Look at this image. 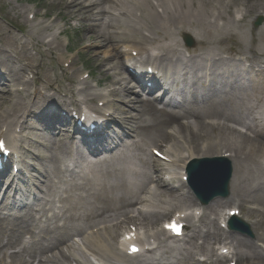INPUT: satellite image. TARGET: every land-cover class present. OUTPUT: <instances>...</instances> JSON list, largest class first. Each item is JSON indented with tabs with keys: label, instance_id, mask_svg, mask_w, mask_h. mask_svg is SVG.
<instances>
[{
	"label": "bare ground",
	"instance_id": "obj_1",
	"mask_svg": "<svg viewBox=\"0 0 264 264\" xmlns=\"http://www.w3.org/2000/svg\"><path fill=\"white\" fill-rule=\"evenodd\" d=\"M57 3L63 9L58 14L47 9L46 0L37 3V7L45 12H35L34 19H55L29 26L32 30L28 31L27 38L31 43L23 42L15 34L16 31L25 34L18 21L10 22L12 28L0 24V81L15 87L14 92L0 93V107L11 104L10 99L15 96L12 111L0 112V123L3 124L0 135H7L11 142V134L15 131H12L14 121L9 116L13 114L16 118L19 112L24 113L19 122L20 142L24 143L19 152L21 163L29 169L26 158L30 156L40 162V168L34 170L35 178L37 183L44 182L45 189L42 191L44 196L38 194L40 200L35 213L33 207L26 206L20 214L0 220V264H73L77 261L70 253L74 244L69 246V240L73 236L82 237L83 246L100 257L98 263L153 264L158 251H163L177 252L183 264H217L225 257L214 251L213 245L225 239L231 241L230 246L236 250L233 259L248 263L259 259L264 264V256L254 248L252 241L230 230L225 231L216 219L211 221L208 217L218 216V211L225 205H233L229 211L238 209L248 213L264 209V124L252 126L245 118L249 87L264 93V50L258 47L255 39L247 54L232 47L235 42L241 48L247 45L245 34L251 32L246 28L249 18L264 16V0H53V4L57 6ZM238 13L241 14L239 19ZM28 14L25 7L16 9V15L26 21V26L31 23ZM0 15L6 21L8 15ZM100 19L99 25L96 21ZM61 20L80 23V26L71 27L72 31L80 33L79 44L93 42L83 56L100 74L97 86L110 88L106 94L93 91L90 83L83 81L81 87L75 89L91 103L99 96L104 97L101 100L121 104L119 109L112 107L107 108L108 111L90 108L101 113L103 118L106 113V123L98 122L96 128L89 131L77 127L70 135L64 129H59L58 134L50 131L66 118L64 114L54 113L56 108L65 106L63 90L57 89L55 83L67 87L65 78L56 73L57 68L45 67L44 59L48 54L41 51L48 47V53L59 56L64 63L68 59L72 66L77 63V58L64 56L67 50H63L64 45L59 41L67 30L60 28L46 37L47 32L57 27L55 22ZM236 26L239 33L233 31ZM257 33L259 37L264 35V31ZM234 35L237 36L235 40ZM183 36L194 39L198 46L187 50L189 56L182 49L187 47L185 39L180 38ZM116 43L139 52L155 44L150 51L154 56L149 57L153 60L139 65L120 60V54L114 51H101ZM30 44H33L35 55L31 53ZM95 47L99 51L93 50ZM134 49L131 53L136 51ZM239 55L245 57L241 59ZM77 72L73 71L68 77V72L64 71L63 75L67 80L79 79L74 78ZM49 74L55 76L54 80L50 81ZM146 77L157 81L149 90L150 80ZM154 89L156 92L153 93ZM0 90L4 89L0 87ZM125 99H130V106H123ZM117 124L121 131L113 135L114 131L109 129ZM4 125L8 126L6 135ZM82 126H90V123L83 122ZM169 142L173 146L168 147L164 155L171 158L174 166H181L183 172H188L190 167L195 170L193 164L204 159L200 178L205 180L212 173L217 176L211 180V189L222 182L228 168L227 162H213L212 158L229 154L233 176L228 195L219 197L228 198L226 202L216 199L201 204L189 191L190 185L182 180L186 174L179 178L176 173H166V165L159 162L155 168L154 162L139 157V167L130 160L132 149ZM187 148L189 151L184 152ZM188 163H191L189 168ZM210 164L216 166L212 172H209ZM157 171L169 178H156ZM64 173L69 174V185L73 190L66 192L69 194L65 200L59 198L53 202V198L56 200L53 197L57 191L56 181ZM29 182L36 183L32 179ZM152 184L153 190L150 189ZM31 194L27 187L24 192L18 190L14 199L23 202L26 197L31 198ZM55 204H63L64 222L54 227L46 216L53 213V220H59L54 211ZM251 204L255 207H249ZM136 205L143 209H137ZM190 208L203 209L197 221H194L196 214H183V209L188 211ZM175 211H182L176 221L158 229L161 220ZM172 223H185L183 243L176 246L167 244L169 240L176 241L167 232H173L168 230ZM41 225L46 226L42 228L45 235L37 240L36 230ZM102 225L105 226L101 232L103 239L97 231L89 235L91 241L87 240L84 234ZM128 225L144 232L137 236V242L144 250L149 245L144 261L138 255H129L128 246L124 249L123 245L118 248L113 244L120 230ZM25 236H29V241ZM198 254L208 259L199 262L196 260Z\"/></svg>",
	"mask_w": 264,
	"mask_h": 264
},
{
	"label": "rangeland",
	"instance_id": "obj_2",
	"mask_svg": "<svg viewBox=\"0 0 264 264\" xmlns=\"http://www.w3.org/2000/svg\"><path fill=\"white\" fill-rule=\"evenodd\" d=\"M48 2V6L47 9H51V10H55L57 12V14L61 11H63V9H61V7L57 6L56 4H53V0H46ZM39 2V0H37L36 2H29V0H0V13H6L8 15V17H4L6 21L1 19V15H0V24L4 27H9L12 28V26L10 25V22H12V20L18 21L19 25H20V30H25V34H21L19 32L16 31L15 34L18 35V38L22 39L23 42L26 43H31L28 38H27V34L28 31L32 30L30 27L31 26H36L37 24H39L42 21H46V22H51L53 21L55 18L53 19H49V20H43V19H34V13L35 12H42V14L45 12V10H42L40 8L37 7V3ZM27 8L29 10V16H30V22L27 23L28 26L25 25L26 21L24 19H22L20 16L16 15V9L19 8ZM66 13V12H65ZM237 19H239L241 17V14L238 13V15H236ZM262 19V23L260 26H256L257 22ZM96 23H98L99 25L101 24V19L96 21ZM55 24L57 25V27H53V30L51 32H47L46 33V37L50 34V33H56L58 29L62 28L63 30H67V32L65 33L64 37H61L59 39L60 42H62V44L64 45V49L63 50H67V52L65 53V57L70 56L73 58V60H76L77 58V63H75L74 66L70 65L69 67H66V65H68L69 62H71L70 59H68L67 63H64L65 61L60 60L59 56L48 53V47H43V49H41L42 52L47 53L48 56L44 59V64L45 67L47 69L49 68H57L56 73L58 74L59 77H64L65 78V86L67 87V89H65L63 87V85L60 82L55 83V87L57 89H61L63 90L62 92V99L65 101V106L64 108H57L55 109V111L58 114H61L63 112V110L66 111V114H69V116H71L73 113L69 112V110H74L76 109L77 111H81L82 109H86V108H92V107H99L101 109H104L106 106L104 104V101H101V103H99V100H95L93 103L88 102L87 100H85L82 97L83 93L80 92H76L75 88H79V84L78 80L80 78V76H84L85 75V81H88L91 85V87L93 88V91H97V92H102V93H107V91L110 89L107 86H98L97 87V82L100 80V74L97 73V70L95 68L94 65H92L91 62H88L86 60V58L83 56V53H85L87 50V47L93 44V42H89L86 41L85 43H83L82 45L79 44L78 40H79V36L80 33L76 32V31H72L71 27H75V26H80V23L78 21H71L68 22L66 20H61V21H56ZM30 26V27H29ZM246 28H250L251 32L248 31L245 34V38H247L248 43L245 47H239L238 43H232V47L234 48V50L238 51V50H244L245 53L247 54L248 50L250 49V47L252 46V41L253 39H255L256 44L258 45V47L261 50H264V35L261 37L258 36L257 32H262L264 31V16H253L252 18H249V24ZM233 31L235 33H239L238 27H234ZM66 36L69 38L67 39ZM156 37V36H155ZM236 35L233 36V39H236ZM180 38H188V37H180ZM179 38V39H180ZM190 38V37H189ZM193 42V46L192 47H183V51L184 54L186 56H188V51L187 50H192V49H196L198 46L196 44V42L194 41V39H192ZM70 41V42H69ZM70 43V44H69ZM119 45H114V46H106L105 48L101 49V51H114L115 53H119L120 54V60L123 59L124 55L127 54V50L130 49V47L124 48L125 44L122 43H118ZM155 45V44H152ZM152 45H148L146 47L149 48L150 50H152V48H154V46ZM250 46V47H249ZM255 48V47H254ZM30 49H31V53L32 55L36 54V51L33 50V44H30ZM93 50L99 51L98 47L93 48ZM201 51V50H199ZM138 54H134L133 56H127L126 59H128V57H131L133 59H139L141 57H145L148 59V53L146 54V52L141 53V52H137ZM227 56V55H224ZM240 58L243 59L245 57L242 55ZM41 56H38V58H40ZM259 67H256V70H258ZM264 69V68H263ZM67 71L68 72V77H71L70 75L72 74L73 71H80L79 73L77 72L74 75V78H79V79H70L67 80V78L63 75V72ZM88 74H90V77H88ZM49 76L51 77L50 81L54 80L55 76L53 74H49ZM0 87L4 90H0L1 94H7L10 93V91L14 90L15 87H9L4 83V80L0 81ZM75 89V90H74ZM5 90H8L7 92H4ZM74 90V91H72ZM72 91V92H70ZM76 93L77 96L76 97H70L71 93ZM248 93H250V96L248 97L247 100V104L245 107V118L248 124L255 126L257 125L258 127L264 124V93L259 92V91H254L253 89H251L249 87ZM99 97V96H98ZM13 98L15 99V96L11 97V101L12 103H7L4 105H1L0 107V112L3 111H8L11 112L13 109ZM102 98V97H99ZM130 99H125L123 106H130ZM117 102L113 101V102H109L108 106L106 108H110L112 109V107H117L119 109L120 105L118 104L117 106ZM76 105H80L79 108L76 107ZM43 111V110H42ZM43 113V112H42ZM24 113L23 112H19V115L14 118L13 114L9 117H11V119L14 121V126L12 131H15V133H12L11 135L13 136L12 139H14L13 141H11L12 146L17 150V153L20 152V148L24 145V143H20L19 139L21 137V130L19 129L20 127V118H24ZM107 117L106 113H105V118ZM25 119L29 120L28 116H25ZM5 120V119H4ZM210 122V121H208ZM42 124V123H41ZM0 125L2 126L3 124L0 123ZM43 126H45L46 124H42ZM5 127H8L7 125H4ZM18 126V127H17ZM67 128H62V127H58V125L56 127H54V131L50 130L52 133H59V129H64L65 133H69L70 131H72V129L70 128L72 126V124L66 123ZM240 130L246 132L245 129L243 128H239ZM109 131H114L113 135L116 134V131H121L120 126L117 125H113ZM108 131V134H110V132ZM170 132H172L173 130H169ZM184 132V131H182ZM19 138V139H18ZM17 139V140H16ZM167 147L165 148V150H167L168 147L173 146L172 142H169L168 144H166ZM162 145H150V146H143L142 148L138 149H132L131 152L129 153L131 155L130 160L133 164L141 167V163L139 162L138 158H143L148 160L150 163H153L154 161H159L153 154L152 150L155 148H159ZM161 150V149H158ZM185 151H189V148H187ZM36 155V154H35ZM184 155H187V153H185ZM20 156V153H19ZM29 158H31V161L29 160ZM20 161H21V157H20ZM26 161L30 163V168L28 169L26 166L21 165V167L24 169V173L21 176V180L20 181H25L23 182V185L25 186H21L19 185V187H22L21 190L24 192L25 190L31 191V201H29L30 199L27 200V198H30L29 196L26 197V199L22 202L21 200H17L11 204H13L14 206H21L20 208L14 207L13 209L10 207V205L7 207V209H3L5 208V206L8 204L6 199H3V196H5V194L8 193V191L6 192V190H2L0 189V210L3 211L2 214H0V220H4V219H8L10 216H14L16 214H20L25 208L26 206H31L33 207L34 213L37 211L36 209H38L37 203L39 202L40 198L38 197V194L41 196H44V193H42V191H45L44 187V182L42 181L41 183H37L36 182V178L35 175L37 176V174L35 173V169L40 168V162L33 156H30L28 158H26ZM160 162V161H159ZM227 162H231L229 161V159L227 160ZM167 166H164V168L166 169V173H180L181 169L180 167H176V166H172L171 164H166ZM154 166L156 168V164L154 162ZM160 171H157V173H155V177H163V173H159ZM159 174V175H158ZM61 176V177H60ZM58 180L56 181L57 184V191H55L53 193V197H56V199L58 198H62V199H66V195L65 193L69 190H73L69 183L70 181L66 178H64L62 175H60ZM32 179V181L36 182V183H30L29 181ZM28 183V185H26ZM18 187V186H17ZM15 186H13L12 191L10 192V194H12V192H15V189L17 188ZM150 188L153 189L154 185H150ZM10 196V195H9ZM220 199L223 202H226L228 200V198L222 199V198H217ZM216 200V199H214ZM213 200V201H214ZM56 200H54L53 198V202H55ZM18 202V203H16ZM212 202V201H211ZM210 202V203H211ZM4 204V207L1 205ZM233 205H225L223 206L222 209H220L218 211V216H216V214L213 215H208V217H210L211 221L215 220L218 222V226H220V222L223 220H221V217H226V215H228V210L230 209V207ZM249 207H255V205L251 204L249 205ZM62 208V204H55L54 205V211L59 213L60 210ZM137 209H143V206H139L136 205ZM235 208V207H232ZM260 208V206H259ZM264 208V205H263ZM197 208H190V210H195ZM47 210H49V207H47ZM178 210H182V209H178ZM188 210V209H187ZM203 211V209H201ZM183 211L185 212V209H183ZM239 211V210H237ZM241 211V213H240ZM239 211V217L241 218L240 220H242L243 222L247 223L253 234L251 235H247L246 233L242 234L240 232H235L237 233L240 237L244 238V239H248L250 241L253 242L254 244V248L264 256V209L263 210H258L257 213H248L246 211L240 210ZM178 212H182V211H175L174 214L171 216H169L168 218H165L163 220H161L160 224L158 225V229H162L163 227V223L165 222V220H168L170 218H172L175 214H177ZM45 215L46 213L43 214V219L45 220ZM46 218L48 220L51 221V223L53 224V226L55 227L57 224L61 225L62 221L64 218H62V214H60L59 220L57 222H55L53 220V213H49ZM129 226V225H128ZM128 226H125L122 230H120L119 232V237H121V235L123 234L124 231H126V229L128 228ZM46 227L45 225H41L40 228H37L36 230V234H37V240L39 239L38 237L42 236L44 237L45 233L42 232V228ZM99 227L101 226H97V230L99 229ZM95 228V227H94ZM90 230H93V228H91ZM228 232V231H227ZM234 232V231H231ZM44 233V234H42ZM188 235V234H187ZM263 237V238H262ZM118 239H116L118 241ZM25 240L29 241V236H25ZM92 240V239H91ZM115 240V241H116ZM115 241H113V244L115 243ZM117 241L115 243V245L117 246ZM73 243V238L69 240V246L72 245ZM179 243H183L182 239L180 240H173V241H169L167 244H170V246H176V244ZM231 241L228 240H222L220 243H216L213 245V249L214 251H216L218 254H223V251H221V249L225 246H227V250L231 249L232 246H230ZM64 248H66V245L64 246ZM233 249V250H232ZM230 250V253H232L233 251H236L233 247ZM56 250V249H55ZM54 250V251H55ZM225 251V250H224ZM14 253V252H12ZM58 253V252H56ZM70 253L72 254V256L75 257L77 261H73V264H99L96 262V259H98V256L96 254H93L92 252H86L85 249H81L78 245H76L75 248H71ZM183 254H185V252H182ZM51 255V254H50ZM146 256V255H145ZM145 256L140 257V260L144 261L145 260ZM233 256V255H232ZM232 256L229 255V258H225L222 262L217 263V264H228L231 261H235L236 264H263L259 259L255 260L254 263L250 262L248 263V261H239L238 259L234 258L232 259ZM60 257V256H59ZM157 259L153 262V264H183V260L182 257L177 253V252H172V253H164L163 251H158V255L156 257ZM2 259V258H0ZM25 259V258H24ZM27 259V258H26ZM208 258L202 254H198L196 256V260L199 262H203L206 261Z\"/></svg>",
	"mask_w": 264,
	"mask_h": 264
},
{
	"label": "water",
	"instance_id": "obj_3",
	"mask_svg": "<svg viewBox=\"0 0 264 264\" xmlns=\"http://www.w3.org/2000/svg\"><path fill=\"white\" fill-rule=\"evenodd\" d=\"M187 45L190 46V47L193 46V42L189 38L187 39ZM193 166H194V164H193ZM194 168L196 169L197 166L194 167ZM203 171L204 170H201V173ZM231 176H232L231 169L230 168H227V170H226V172L224 174V177L222 179V182L217 187L211 189L212 191L208 195H206L203 192V190L201 189V187L198 188V189H196V191H197L198 196L200 197V199L203 202L208 203L209 201H211V200H213L215 198H218V197H226L228 195V185H229V181L231 179ZM191 177H192L191 183L193 185V180L195 179V170L194 169L191 170ZM212 178H217V176L212 173L205 180L203 178H201V181L204 183V185H211L212 186V184H213V182L211 181Z\"/></svg>",
	"mask_w": 264,
	"mask_h": 264
},
{
	"label": "snow or ice",
	"instance_id": "obj_4",
	"mask_svg": "<svg viewBox=\"0 0 264 264\" xmlns=\"http://www.w3.org/2000/svg\"><path fill=\"white\" fill-rule=\"evenodd\" d=\"M3 148H4L3 141H0V149H3ZM173 230L178 232V231H179V228H178V227H174ZM132 251H133V252H136V251H139V249L133 247ZM226 251H227V250H225V252H226Z\"/></svg>",
	"mask_w": 264,
	"mask_h": 264
}]
</instances>
